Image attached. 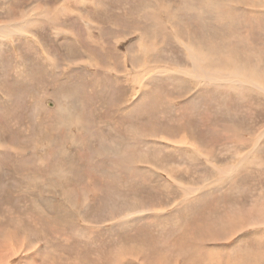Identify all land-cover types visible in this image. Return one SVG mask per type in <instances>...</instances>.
I'll use <instances>...</instances> for the list:
<instances>
[{"label": "rangeland", "instance_id": "374dc122", "mask_svg": "<svg viewBox=\"0 0 264 264\" xmlns=\"http://www.w3.org/2000/svg\"><path fill=\"white\" fill-rule=\"evenodd\" d=\"M179 1L0 0V24L34 18L0 38V264H264V91L196 79L183 53L205 33L264 69V18L178 29ZM148 10L168 31L147 27L145 61ZM65 95L88 115L48 145Z\"/></svg>", "mask_w": 264, "mask_h": 264}, {"label": "bare ground", "instance_id": "6f19581e", "mask_svg": "<svg viewBox=\"0 0 264 264\" xmlns=\"http://www.w3.org/2000/svg\"><path fill=\"white\" fill-rule=\"evenodd\" d=\"M237 5H239V6L243 5L244 9L239 10L238 9L239 6H237ZM261 6H264V0H180L179 2H175L172 5L170 4V6H168V9L162 11V13H164L166 15L167 19L178 29H180V27L182 25V23H180L182 21V18H185V16H186L185 14L189 11L203 13V14H198V16H203L204 18H208L210 16L218 24H222V23H224L225 19H229L228 21L237 22V24H239V26H240V24H244V25H250L253 28V27L258 26V24H257L258 20H262L264 18V13L263 14L251 13V12L247 11L246 7L260 8ZM263 9H264V7H263ZM159 16H160V14L155 13L154 11L148 10V11H146L145 14H143L142 19L144 22L145 21H153V20L157 21L159 19ZM32 19H34V18H31L28 15H25L22 19L16 20L10 24H0V38L1 37L5 38V36H11L15 32L16 33H23L24 31L28 30V28H25L23 25L20 26L19 24H26ZM200 19H201V17L199 18V20ZM177 21H180V22H177ZM34 25H36V24L35 23L30 24V26H34ZM146 25L144 24L143 26H141V29L145 34L140 37V41H141L140 44L141 45L138 44V46L140 48L141 55L143 56L144 60L148 61V59H154L155 57L159 56V54H157L154 58L151 57L150 54H151L152 50L147 46H146V48L143 46L144 45L143 43L145 41L149 40V37L146 36L148 33V28L152 31V35H158L162 31L166 32L168 30L161 27V24L159 22L158 23L156 22L155 25H151V24H147V23H146ZM188 25L191 26V23ZM195 28H196V30H193V32H196V34L202 32V30L198 27V24H195ZM17 36H20V35H17ZM156 37H158V36H156ZM189 45L183 51V53L185 52L187 59L189 61V64L191 65V69L193 70V73L190 72V74H193L196 79H201V80H204L206 82H211V84H216L219 86H225L226 85V86H228L229 89H237L239 92H257L258 94H262V92L264 91V69L257 68V66L255 64H252L249 66L247 63H242L239 60V58L237 57V55H233L232 53H228V50L226 51V53H224L223 51L217 49V47L215 45H213L212 38L206 36L205 33L203 34L202 38H200L199 40L195 39L194 46H189ZM203 47H204V49H203ZM153 55H155V53ZM141 61H142V59H141ZM133 62H134V60H133ZM217 65H220V67H216ZM154 68H155V65H154ZM183 72H185V71L183 70ZM58 91H59V89H58ZM53 94H56V93L54 92V93H52V95ZM62 94H64V93H62ZM54 99L56 102V107L54 109L53 114L50 116V119H49V122H53V127L51 126L52 127L51 130L46 129L44 131V134H46V136H47V140L45 142H47L48 145L53 144V141L50 138L53 132L58 133L59 131H64L65 129L69 128L68 126L71 124H75L76 127L78 125L77 128L79 129L81 121L80 120L77 121L78 116L80 115L83 118V117H85V115H88V114H86V112L83 113L82 109L81 110L79 109L80 105L79 106L73 105L71 109L70 108H64L65 107L64 104L68 105L66 102V100L68 99L67 96L65 97V99L64 98L59 99V100L56 98H54ZM64 100H65V102H64ZM73 103H74V101H73ZM44 120H46V119H44ZM44 120L43 121L41 120V121L44 122ZM43 125H45V124H43ZM50 125H52V123ZM231 127H233V126H231ZM33 129H35V127ZM40 131H42V130H40ZM231 131H233V129ZM255 133H256V131H254V134ZM258 133H260V132H258ZM231 134L232 133L230 132L229 135L232 136ZM262 134L261 135H258V134L254 135V137H256L257 140L255 138H252V139H255L257 141L256 143H254V146H252V147H254L253 148L254 151L258 150V148H259L258 138L263 136ZM34 135H35V133L33 134V136ZM251 135H252V133H251ZM40 137H41V139H44V137L42 135H40ZM38 138H39V136H38ZM250 141L253 142L252 140H250ZM238 145L239 146L240 145L246 146V144L242 141H240V144H238ZM28 146H29V144H28ZM64 147H63V149H64ZM45 148H50V147H45ZM35 149H36V147H35ZM57 150H59V149H57ZM254 151L246 153L245 156L249 157L250 156L249 154L254 152ZM261 162L262 161H260L259 164H261ZM33 178H34V176H33ZM53 184H54V182H53ZM60 187H62V186H60ZM260 203L261 204H256L258 206H257L254 214L259 216L260 218H264L261 215V209H260V207H262L264 209V200H261ZM134 215L135 214L128 212L126 214V216H124L123 218H125V219L129 218L130 219Z\"/></svg>", "mask_w": 264, "mask_h": 264}]
</instances>
